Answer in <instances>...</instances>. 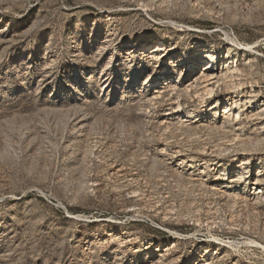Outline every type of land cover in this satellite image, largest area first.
I'll use <instances>...</instances> for the list:
<instances>
[{
  "label": "rangeland",
  "instance_id": "rangeland-1",
  "mask_svg": "<svg viewBox=\"0 0 264 264\" xmlns=\"http://www.w3.org/2000/svg\"><path fill=\"white\" fill-rule=\"evenodd\" d=\"M229 60L203 110L199 87L151 98ZM238 96L256 115L213 125ZM259 172L264 0H0V264H264Z\"/></svg>",
  "mask_w": 264,
  "mask_h": 264
},
{
  "label": "bare ground",
  "instance_id": "bare-ground-1",
  "mask_svg": "<svg viewBox=\"0 0 264 264\" xmlns=\"http://www.w3.org/2000/svg\"><path fill=\"white\" fill-rule=\"evenodd\" d=\"M231 48L228 47V50L231 51L232 50ZM138 51H140V49H138ZM135 52H137V51H130L129 54L131 55V54H134ZM147 57H148V59L155 61V63H157V64L164 65L168 62L170 65H172V67H174V71L181 70L184 66H187L186 61L184 59H182L181 57H179V58H177V60H175L173 58L174 54L171 52V48L168 47L166 44H163V43L161 45L156 46L154 49H152L149 52ZM240 72H241V70L239 69V65H238L237 61H234V62H231V60L226 61L222 68L215 65L214 62H208L202 68V76H198V77L196 76L195 78H192L191 80H189L190 82L188 84L185 82V80H183V81L178 80L177 82H171V81L167 82L160 90H156L151 98L153 100L160 99L163 96V94L169 90L175 91V90L181 89L184 92L189 93V92H192V90L195 87L196 88L199 87V90L196 92V94H197L196 98L198 99V101L201 104V106H200L201 110H203V108L206 106V103L208 102V100H210L214 97L213 94L215 92L216 85H218V87H220L221 85L229 86V82L232 81L233 79H235L236 77H238L237 74ZM182 73H183V71H182ZM181 77H182V74L180 76H178L177 78L181 79ZM243 92H238V93H239V95H241V94H243ZM239 97H241V96L235 97L236 101L234 102L233 105H225L223 111H221V113H220L219 119L217 121L212 120L211 123H213L215 121L213 123V125H215V126H218V123H221V126H219V127L224 128L223 123L225 122V120L233 117V120L235 123L232 127L234 129V128H240V126L242 124H240L238 122H241L245 116L248 119L251 117H254L256 115V114H254L255 113L254 110L248 113V110L250 108H248V110L245 109L242 112H240V110L243 108V106L240 107V105L242 104L241 103L242 99H239ZM246 105H248V104H246ZM172 106H173V110H172L173 112L165 115L166 116V119H165L166 122L167 121H169V122L174 121L176 119V116L180 114V110H181L180 100H178V104L176 107H175V105H172ZM217 109H218V106L214 105V107H212L211 110L213 111V110H217ZM245 112H247V114ZM189 118H190L189 116H184L183 118H179V120H178L179 127L182 129H187L188 132L196 130L198 128L197 123L200 121H203V118L198 119L196 121H192ZM189 167H190V169H194L196 167V165H195V163L190 162ZM179 174H182V173H179ZM260 174H261V172L258 173V175L255 179V183H254V186L262 185L261 187H258L256 189L257 191H259L258 195L260 193H262L263 183H264L263 176H261ZM220 175H222V174H220ZM183 176L186 177L185 175H183ZM188 179H190L191 183H195V181L198 180V179H195L193 176H191ZM243 179H245L244 173H239L238 174V180L232 179L231 183H236V181H239V183L241 181V183H242L244 181ZM222 188H226V186H223ZM233 189H239V188L234 186ZM216 194L219 195L220 198H223V199H231V198H235L238 200H245L246 199V195H244L245 191H243L241 193L240 192L239 193L234 192L232 194H229L228 191H223V190L219 189V190H216ZM170 250L171 249H167L165 251L167 252ZM206 262H208V260Z\"/></svg>",
  "mask_w": 264,
  "mask_h": 264
}]
</instances>
